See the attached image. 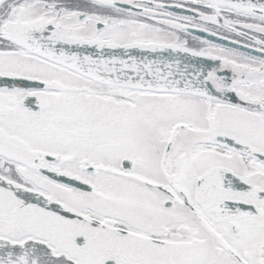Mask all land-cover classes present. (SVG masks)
Returning a JSON list of instances; mask_svg holds the SVG:
<instances>
[{
	"label": "snow or ice",
	"instance_id": "obj_1",
	"mask_svg": "<svg viewBox=\"0 0 264 264\" xmlns=\"http://www.w3.org/2000/svg\"><path fill=\"white\" fill-rule=\"evenodd\" d=\"M0 264H264V0H0Z\"/></svg>",
	"mask_w": 264,
	"mask_h": 264
}]
</instances>
